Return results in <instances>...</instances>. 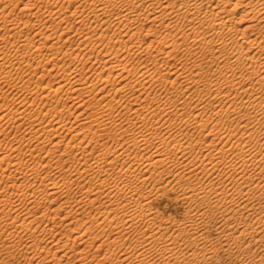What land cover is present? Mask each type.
Instances as JSON below:
<instances>
[{"label": "bare ground", "instance_id": "obj_1", "mask_svg": "<svg viewBox=\"0 0 264 264\" xmlns=\"http://www.w3.org/2000/svg\"><path fill=\"white\" fill-rule=\"evenodd\" d=\"M19 1L0 0V262L264 264V0Z\"/></svg>", "mask_w": 264, "mask_h": 264}, {"label": "rangeland", "instance_id": "obj_2", "mask_svg": "<svg viewBox=\"0 0 264 264\" xmlns=\"http://www.w3.org/2000/svg\"><path fill=\"white\" fill-rule=\"evenodd\" d=\"M27 0H20L18 2V6H22L24 2H26ZM147 40V39H145ZM75 42H77L76 40L73 42L74 45L76 44ZM40 75V74H39ZM38 78V77H37ZM36 78V79H37ZM43 79V78H42ZM49 80H51V82H53V78L50 75H47L45 79L40 81L44 82V84H46ZM64 92H61V94H63ZM65 104H71V102L67 99ZM68 110L65 109L63 112V116H68ZM71 121L73 122L74 125H76L75 123L77 122V120L73 117H71ZM71 123V122H70ZM16 129H13V131H15ZM92 135V134H91ZM117 141V139H116ZM116 141L114 144H116ZM131 156H134V150L131 152ZM180 194V192H171L169 194V196H165V197H160L159 199H157L154 203V206L156 207V209L159 211V213L161 214V217L163 219H167L168 217H173L176 219H181L185 213V210L187 208V203L183 202L182 200L178 199L177 196ZM69 198L75 199L78 196V193L76 192L75 189H72L68 195ZM59 200H56L54 202H52V200L50 198H47L46 200H44L43 202V206L41 208L45 209L46 206H51L52 208L55 207H59L60 203L62 201H64L65 199L62 197L58 198ZM68 210V212L66 213V211ZM54 213V212H53ZM66 216L65 219L62 220V218ZM83 214L78 215L75 212V206H70L69 208H64L60 210L59 216L57 221L61 220V223H63L64 225L69 223L71 220H76V219H80V217H82ZM69 227V226H68ZM98 230H96L95 232H97ZM46 245L47 248L54 250V248H52V244H44ZM78 246V244H77ZM12 254L14 253L16 255L15 258H10L8 256V260L11 264H20L22 262V256L20 254V252L14 248L9 249ZM0 252V256H4L3 253ZM66 261H70V259L65 258V262ZM236 259H232L226 255L223 254L222 258L220 260L217 261V264H236L237 262H235ZM0 264H2L0 262ZM4 264V263H3ZM181 264V263H179Z\"/></svg>", "mask_w": 264, "mask_h": 264}]
</instances>
